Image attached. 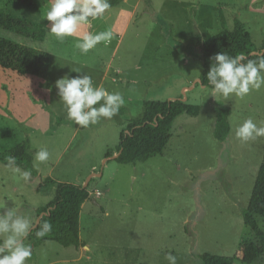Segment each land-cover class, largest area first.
Returning a JSON list of instances; mask_svg holds the SVG:
<instances>
[{
    "label": "rangeland",
    "instance_id": "374dc122",
    "mask_svg": "<svg viewBox=\"0 0 264 264\" xmlns=\"http://www.w3.org/2000/svg\"><path fill=\"white\" fill-rule=\"evenodd\" d=\"M34 1L38 14L7 7L5 0H0V10L39 23L50 2ZM113 22L111 13L92 21L88 31L110 30L113 38L87 54L75 47L77 42L59 41L49 32L46 40L32 41L0 29V38L50 55L49 88L36 77L0 70V203L36 223V210L54 199V187L43 185L46 178L85 185L98 197L80 213L82 248L33 245L26 237L33 251L28 264H169L167 254L176 257V264H203L204 255L234 256L240 245L257 242L241 213L264 155V137L241 142L234 128L247 118L258 126L264 122V88L243 99L207 97L197 82L202 64L194 58L193 46L195 35L207 40L239 22L261 48L264 0H142L121 37L114 34ZM105 72L103 86L120 92L125 104L111 119L101 118L87 128L74 124L55 81L85 73L98 85ZM171 98L197 106L198 116L174 120L161 155L135 165L114 162L120 133L141 118L142 102ZM215 109L230 110L223 142L213 134ZM25 141L32 161L18 166L31 172L29 182L5 167L10 151ZM40 148L50 154L44 163L34 159ZM255 220L264 233V217ZM253 264H264V254Z\"/></svg>",
    "mask_w": 264,
    "mask_h": 264
},
{
    "label": "trees",
    "instance_id": "16d2710c",
    "mask_svg": "<svg viewBox=\"0 0 264 264\" xmlns=\"http://www.w3.org/2000/svg\"><path fill=\"white\" fill-rule=\"evenodd\" d=\"M110 4L115 0H109ZM8 6H16L33 13H40L34 0H5ZM46 19L39 23H31L7 14L0 10V29L14 33L32 41H43L45 38ZM264 44L256 48L244 26L235 22L231 31H222L207 40L199 34L195 35L193 56L202 64L198 80L200 85L210 88L206 73L210 67V57L218 52H226L230 56L244 55L248 59L258 60L264 58ZM0 70L10 71L18 76L36 77L45 82L47 88L50 72V55L10 40L0 38ZM142 116L131 121L120 133L119 143L112 158L119 165H135L145 163L161 155L171 138V128L174 120L180 115L196 117L199 114L197 106L189 105L180 99L168 101H144L142 103ZM214 138L223 142L229 133L227 121L230 115L228 109H215ZM29 143L16 146L10 151V156L16 158V164L23 162L30 164L31 156L28 154ZM111 154L107 153L106 160ZM44 186L55 187L54 199L47 205L36 210L38 222L48 221L51 231L44 237L38 238L34 228L27 239L36 244L54 242L64 248H80L84 243L79 238V215L81 206L89 199L86 187L69 183H57L50 178L43 181ZM243 224L250 229L256 238V243H245L239 246L232 257L214 255L202 256L203 264H234L239 261L243 264H253L264 254V233L258 227L255 217H264V155L258 168L251 196L245 209L242 210Z\"/></svg>",
    "mask_w": 264,
    "mask_h": 264
},
{
    "label": "clouds",
    "instance_id": "9594fccd",
    "mask_svg": "<svg viewBox=\"0 0 264 264\" xmlns=\"http://www.w3.org/2000/svg\"><path fill=\"white\" fill-rule=\"evenodd\" d=\"M50 6L45 19L50 23L47 29L50 35L63 41L66 37H75V47L87 54L100 43H110L113 33L110 30L92 32V21L104 16L110 10L109 0H49ZM76 73H81L78 69ZM210 88L201 84L200 91L216 101H227L235 96L243 99L252 91L264 88V58L248 59L244 55L230 56L218 52L210 57V67L206 73ZM59 101L63 104L66 116L74 124L87 128L101 118L111 119L125 104L120 92H110L103 85H95L90 75L82 73L70 77L64 75L54 84ZM234 136L241 142L255 141L264 137V122L259 126L252 118L245 119L234 128ZM49 152L40 148L34 156L37 163L49 160ZM11 172L19 179L29 182L31 172L22 170L16 164V158L6 157ZM0 264H28L33 255L32 247L25 238L34 229L38 238L51 231L48 221L34 223L28 216L17 214L14 208H7L0 203ZM169 264H176V257L167 254Z\"/></svg>",
    "mask_w": 264,
    "mask_h": 264
},
{
    "label": "crops",
    "instance_id": "0c3cea01",
    "mask_svg": "<svg viewBox=\"0 0 264 264\" xmlns=\"http://www.w3.org/2000/svg\"><path fill=\"white\" fill-rule=\"evenodd\" d=\"M129 1L130 0H123L118 5L111 4V7L112 8H110V10H108L105 13V14L111 13L114 16V22H113L114 34L117 33V34L120 35V37L124 34V32L126 31V29H128L129 26L133 23L134 18L136 17V13L138 11V8H139V6H140V4L142 2V0H135L133 3H130ZM49 23L50 22H48L47 25ZM47 25H46L45 38H44L45 40H46V36H47V34L49 32L48 29H47ZM46 32H47V34H46ZM66 38L69 41L77 42V39L75 37H66ZM67 50H69V47L67 48ZM108 73L109 72H105L103 74L102 81H104V80L107 79ZM115 74L118 75V72H116ZM114 79L115 78H112L111 80L114 81ZM104 83H105V81L102 84L99 83L98 85H104ZM168 100H175V99H172L171 98V99H168ZM168 100H166V101H168ZM113 156H116V153H114ZM54 189H55V187H54ZM88 194H89V199L86 202L83 203V205L81 206V210L87 205V203H89V201L91 200L92 197H95V199L98 198L97 195L96 196H93V194H91L90 192H88ZM81 210H80V213H81ZM79 218H80V215H79ZM83 250H85V249H83Z\"/></svg>",
    "mask_w": 264,
    "mask_h": 264
},
{
    "label": "water",
    "instance_id": "95a60500",
    "mask_svg": "<svg viewBox=\"0 0 264 264\" xmlns=\"http://www.w3.org/2000/svg\"><path fill=\"white\" fill-rule=\"evenodd\" d=\"M262 53H264V50L262 51ZM199 84H200V81L198 80L197 81ZM182 102H184L185 100L184 99H180ZM120 153V152H119ZM118 153V154H119ZM118 154H116V156L118 155ZM116 156H113L112 158H115ZM83 187H85V185L83 186ZM38 220H39V218L37 219V221L36 222H38Z\"/></svg>",
    "mask_w": 264,
    "mask_h": 264
}]
</instances>
